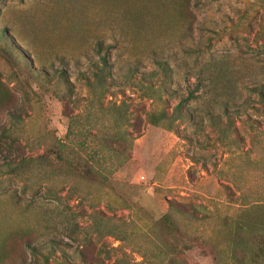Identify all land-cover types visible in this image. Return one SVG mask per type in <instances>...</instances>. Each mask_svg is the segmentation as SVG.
I'll use <instances>...</instances> for the list:
<instances>
[{
    "label": "rangeland",
    "instance_id": "obj_1",
    "mask_svg": "<svg viewBox=\"0 0 264 264\" xmlns=\"http://www.w3.org/2000/svg\"><path fill=\"white\" fill-rule=\"evenodd\" d=\"M2 31L0 264H163L151 227L171 200L198 218L179 258L215 264L197 238L264 204V0H0ZM189 93L192 120L147 122ZM48 149L60 171H11ZM57 149L99 180L62 174Z\"/></svg>",
    "mask_w": 264,
    "mask_h": 264
},
{
    "label": "trees",
    "instance_id": "obj_2",
    "mask_svg": "<svg viewBox=\"0 0 264 264\" xmlns=\"http://www.w3.org/2000/svg\"><path fill=\"white\" fill-rule=\"evenodd\" d=\"M0 36H4V32H0ZM5 54L13 56L11 46L5 42L1 48ZM17 60L21 57L17 56ZM23 59V58H21ZM95 79L100 85H104L106 80L104 71L108 69V63L105 57H101L99 63L95 64ZM258 99L264 102V85H260L255 90ZM193 97L189 93L185 99H181L170 113L165 110L159 112H151L147 115V122L153 126H160L167 131H175V122L178 120H192L193 114L189 109H185V103ZM64 100V98H62ZM67 105L64 104V115L68 118V130L66 135L70 134L73 124L77 121L76 115H71L67 110ZM231 110L228 107L223 108V115L226 117L225 128L231 127ZM206 117L212 119L217 123H221V117L213 115L210 111L206 112ZM223 132V130L221 131ZM129 133H122L118 137H114L115 143L125 141ZM59 151V153L57 152ZM55 157L61 161L64 167L62 174L66 176H79L90 177V179L99 180L98 171L93 170L92 162L86 157L75 156L72 163L67 157L63 156V149H57ZM65 150V149H64ZM53 149H48L34 159H20L13 163L11 171L14 173L19 172L21 167L26 166L28 163L37 161L41 167H46L51 174H54L56 169L53 160ZM61 166V167H62ZM50 175V174H48ZM168 209L160 216V218L153 222L151 230L154 234V239L160 244V250L154 255L155 257L161 256L163 264H186L185 261L179 258L182 246L187 243L189 237L187 235V221L189 219H198L196 211L192 204H184L179 201H168ZM251 211L240 212L236 218H225L217 229L213 237L197 238L198 245L201 247L210 248L215 264H264V204H254ZM111 233V231H107ZM191 240V239H190ZM27 248L31 250L34 255L45 256L44 259L48 261L50 254H43L39 247L30 242L26 244ZM81 255H83L81 253Z\"/></svg>",
    "mask_w": 264,
    "mask_h": 264
}]
</instances>
